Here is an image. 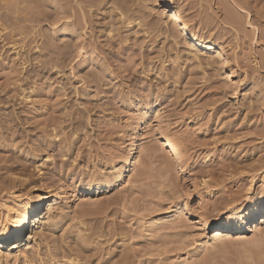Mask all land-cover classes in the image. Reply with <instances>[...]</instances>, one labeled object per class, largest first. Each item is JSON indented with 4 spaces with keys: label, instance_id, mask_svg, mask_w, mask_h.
I'll return each mask as SVG.
<instances>
[{
    "label": "rangeland",
    "instance_id": "1",
    "mask_svg": "<svg viewBox=\"0 0 264 264\" xmlns=\"http://www.w3.org/2000/svg\"><path fill=\"white\" fill-rule=\"evenodd\" d=\"M97 1L0 0V202L59 194L52 228L0 264H264V221L201 243L264 199V0H176L225 48L198 59L157 0ZM136 135L135 170L111 179Z\"/></svg>",
    "mask_w": 264,
    "mask_h": 264
},
{
    "label": "bare ground",
    "instance_id": "2",
    "mask_svg": "<svg viewBox=\"0 0 264 264\" xmlns=\"http://www.w3.org/2000/svg\"><path fill=\"white\" fill-rule=\"evenodd\" d=\"M157 1L165 9H168L167 26L164 28L163 33L174 30L176 33L175 36L181 37L184 43L188 45L193 58L198 59L200 57V52L212 51L218 56L225 55V48L221 43L213 40L212 37H203L193 30L191 25L184 18L179 6L176 5V0ZM101 2H103V0L99 1V3L97 1V4L100 5L102 4ZM160 136L163 140V157L167 159L168 154H171L173 158L180 163L183 152L182 147L177 143V138L165 131H162ZM139 142L140 139L136 135L126 161L123 163H114L110 176L111 179L121 181L124 175L133 173L138 163ZM153 156L154 151H152V158ZM10 196L11 198L8 199V201L5 200L4 202H0V254L7 257L11 255L14 250L22 247L19 244V240L28 231H32L33 228H36L37 231L46 227L52 228L58 217L56 218L55 215L53 216L51 214L43 216L41 210L43 203L49 197L53 196L55 200L59 198L58 192H54L53 195H50L48 191H44L39 186H34L31 190L10 192ZM180 209L181 207H173L170 208L168 212H179ZM262 221H264L263 198L257 202H248L244 208H234L228 216L219 218L218 221L214 223L215 230L213 235L209 239L206 238L204 241L202 240L201 243L205 246H209L214 242H222L230 237L236 236L237 238H241L249 229L255 230L258 228ZM31 234L32 232L30 233V239L34 236V234Z\"/></svg>",
    "mask_w": 264,
    "mask_h": 264
}]
</instances>
